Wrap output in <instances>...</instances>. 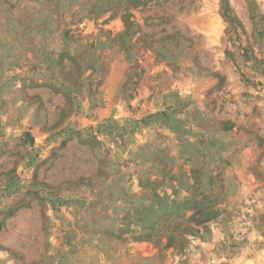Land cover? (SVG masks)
<instances>
[{"label": "rangeland", "instance_id": "rangeland-1", "mask_svg": "<svg viewBox=\"0 0 264 264\" xmlns=\"http://www.w3.org/2000/svg\"><path fill=\"white\" fill-rule=\"evenodd\" d=\"M229 9L0 0V264H264V0Z\"/></svg>", "mask_w": 264, "mask_h": 264}, {"label": "trees", "instance_id": "trees-1", "mask_svg": "<svg viewBox=\"0 0 264 264\" xmlns=\"http://www.w3.org/2000/svg\"><path fill=\"white\" fill-rule=\"evenodd\" d=\"M221 8H222V15L223 17L231 24L234 23L235 21V17L233 15H231L230 13V9H229V0H221ZM127 16L123 15V20L125 22V26H126V29H128V23H127Z\"/></svg>", "mask_w": 264, "mask_h": 264}]
</instances>
